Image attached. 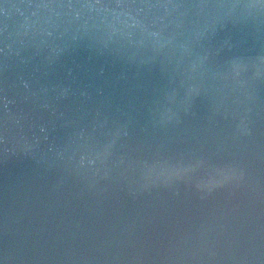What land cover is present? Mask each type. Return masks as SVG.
Wrapping results in <instances>:
<instances>
[{"label": "water", "instance_id": "obj_1", "mask_svg": "<svg viewBox=\"0 0 264 264\" xmlns=\"http://www.w3.org/2000/svg\"><path fill=\"white\" fill-rule=\"evenodd\" d=\"M0 264H264V0H0Z\"/></svg>", "mask_w": 264, "mask_h": 264}]
</instances>
